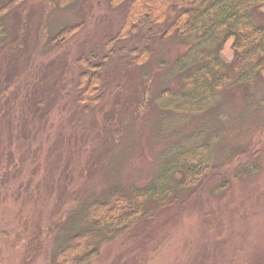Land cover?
Wrapping results in <instances>:
<instances>
[{"label":"rangeland","instance_id":"rangeland-1","mask_svg":"<svg viewBox=\"0 0 264 264\" xmlns=\"http://www.w3.org/2000/svg\"><path fill=\"white\" fill-rule=\"evenodd\" d=\"M123 10L124 4L112 9L101 0L69 7L60 0H25L6 16L20 48L10 42L0 48V264H21L35 235L43 251L33 264H47L52 222L72 214L76 200L104 197L114 184L145 185L173 149L186 148L188 138L209 144L213 135H219L215 148L224 163L219 180L227 187L219 190V183L205 180L190 196L185 193L184 204L164 207L104 244L90 264H264V107L246 104L247 97L264 101V71L252 85L226 90L222 105L170 136L184 115H173L167 108L172 97L160 93L172 88L177 95L182 66L176 61L189 45L173 36L156 38L144 65L110 60L106 94L85 111L75 103L77 59L102 54ZM256 14L264 18V6ZM87 15L76 35L45 51L44 26L53 35ZM231 46L232 40L221 51L227 63L235 56ZM246 163L261 171L230 181L235 166Z\"/></svg>","mask_w":264,"mask_h":264},{"label":"trees","instance_id":"trees-1","mask_svg":"<svg viewBox=\"0 0 264 264\" xmlns=\"http://www.w3.org/2000/svg\"><path fill=\"white\" fill-rule=\"evenodd\" d=\"M24 1L0 0V48L9 42L11 48H20L15 45L14 36L17 34L10 31L6 16ZM76 1L60 0V6L69 7ZM101 1H105L112 9L124 4V15L118 32L104 39L102 54H83L77 59L79 74L73 82L75 103L85 111L100 105L106 94V74L111 65L110 60H128L129 67L144 65L152 56L156 38L173 36L189 45L187 52L176 61L177 66H182L178 70L181 87L177 95L172 88L160 93V96L172 97L167 108L173 115L179 113L186 117L180 118L177 127L169 130L170 136L180 135L181 126L187 127L190 122L204 116L218 102L222 105L219 100L227 97L226 90L244 83L252 85L255 80L262 78L264 18L256 12L264 6V0ZM91 5L88 6L89 12L92 10ZM87 17L62 26L53 35L44 26L42 38L46 42L45 51L76 35L88 24ZM231 40L235 56L227 63L221 51L223 45ZM12 65L7 63L6 68L10 69ZM54 95L55 91H52L49 103H54ZM252 99L247 97V108L250 106L258 110L264 107L263 100L259 102ZM40 102L38 99L33 105L34 111H37ZM220 126L226 128L224 124ZM218 136H211L209 144L204 143L205 138H188V146L173 149L170 161L145 185L124 187L114 184L104 197L92 195L84 201L75 199L77 206L73 208H77L73 209V213L69 214L70 210L65 218L62 216L52 222L51 240L55 238L46 259L47 264H90L104 244L121 237L140 221L152 220L158 210L184 204L187 195L193 194V190L205 180L219 183V190L227 187L226 181L219 180L224 175L219 174L223 173L224 163L215 148ZM253 155H258V152L252 154L249 161ZM248 163L237 164L232 175L225 174L230 175L231 181L253 177L261 171L256 164L248 167ZM42 251L43 242L35 235L25 249L21 264H33Z\"/></svg>","mask_w":264,"mask_h":264}]
</instances>
